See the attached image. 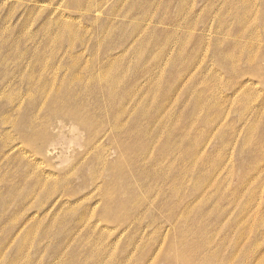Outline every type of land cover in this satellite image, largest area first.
<instances>
[{
	"label": "rangeland",
	"instance_id": "1",
	"mask_svg": "<svg viewBox=\"0 0 264 264\" xmlns=\"http://www.w3.org/2000/svg\"><path fill=\"white\" fill-rule=\"evenodd\" d=\"M0 264H264V0H0Z\"/></svg>",
	"mask_w": 264,
	"mask_h": 264
},
{
	"label": "bare ground",
	"instance_id": "2",
	"mask_svg": "<svg viewBox=\"0 0 264 264\" xmlns=\"http://www.w3.org/2000/svg\"><path fill=\"white\" fill-rule=\"evenodd\" d=\"M53 105V104H52ZM71 112V111H70ZM74 117H76V116H74ZM47 125V124H46ZM45 126V125H44ZM36 138V137H35Z\"/></svg>",
	"mask_w": 264,
	"mask_h": 264
}]
</instances>
